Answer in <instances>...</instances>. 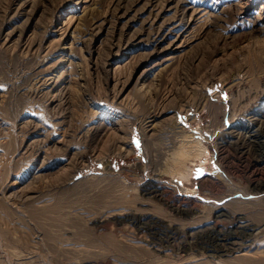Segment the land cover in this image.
Here are the masks:
<instances>
[{
	"label": "rangeland",
	"instance_id": "1",
	"mask_svg": "<svg viewBox=\"0 0 264 264\" xmlns=\"http://www.w3.org/2000/svg\"><path fill=\"white\" fill-rule=\"evenodd\" d=\"M0 85V264H264V0H0Z\"/></svg>",
	"mask_w": 264,
	"mask_h": 264
},
{
	"label": "bare ground",
	"instance_id": "2",
	"mask_svg": "<svg viewBox=\"0 0 264 264\" xmlns=\"http://www.w3.org/2000/svg\"><path fill=\"white\" fill-rule=\"evenodd\" d=\"M173 27V26H172ZM176 27V26H175ZM170 28V27H169ZM173 29V28H172ZM164 36V35H163ZM162 39V38H161ZM151 40V39H150ZM156 40V39H155ZM175 40V39H174ZM148 41V40H147ZM156 42V41H155ZM171 43V42H170ZM172 54V53H171ZM172 57V55H169V56H167V57H165L163 60L165 61V60H168L169 58H171ZM258 114V117H257V120H258V122L260 123V125H262V126H264V109L262 110V111H259V112H257ZM251 116V115H250ZM247 119V118H246ZM256 122V121H255ZM248 123V122H247ZM148 124V123H147ZM249 124V123H248ZM256 124V123H255ZM250 125V124H249ZM243 127V126H242ZM249 128V127H248ZM254 128V127H253ZM233 130V129H232ZM246 130V129H245ZM237 131V130H236ZM235 131V132H236ZM243 131V130H242ZM240 132V131H239ZM244 132V131H243ZM246 136H254V134L252 133V132H250V130H247V134H245ZM235 136V135H234ZM257 137V136H256ZM255 138V137H254ZM172 152H174L175 153V155H174V157H176L174 160H177V161H174L173 163H169L170 164V171H176L177 173H180V174H185L186 175V173L188 172L185 168H186V161H184V159H186L187 157L186 156H189L188 158H190V159H192V157H193V155H191L190 154V151L188 150V148L187 147H184V148H180V149H178L177 151L175 150V151H173L172 150ZM256 152V151H255ZM197 152H195V154H196ZM194 154V155H195ZM191 156V157H190ZM173 157V158H174ZM188 161V160H187ZM170 162H172V161H170ZM168 164V165H169ZM263 164V163H262ZM261 164V165H262ZM258 168V167H257ZM168 169V170H169ZM169 173V172H168ZM257 178V177H256ZM159 183V182H158ZM255 184V183H254ZM155 187H158V186H155ZM154 189V188H153ZM157 189V188H156ZM160 189V188H159ZM163 189V188H162ZM149 190H151V189H149ZM156 191V190H155ZM162 192V191H161ZM169 192V191H168ZM148 193H149V191H148ZM153 193V192H152ZM155 194V193H154ZM162 194V193H161ZM168 194V193H167ZM159 195H160V193H159ZM153 196V195H152ZM165 197H166V195H165ZM180 200V199H179ZM179 200H178V202H179ZM165 201V200H164ZM178 202H177V204L176 205H178ZM171 205H172V203H170ZM180 204V203H179ZM170 205V206H171ZM175 205V204H174ZM174 205H172V206H174ZM182 205V204H181ZM179 207V206H178ZM180 208H182V207H180ZM174 208H172V210H173ZM177 209V208H176ZM179 209V208H178ZM189 210V209H188ZM177 211V210H176ZM186 211V210H185ZM189 212H191V210L190 211H188V213ZM240 218V217H239ZM238 218V219H239ZM241 219V218H240ZM245 219V218H244ZM139 220V219H138ZM153 221V220H152ZM242 222V221H241ZM143 223V222H142ZM236 223V222H235ZM237 223H239V222H237ZM250 223L248 222V221H243V223H241L240 225L239 224H237L238 226H239V228L237 229L236 228V231L238 232V234L239 233H246V234H248V232H247V229L249 228V225ZM235 226V225H234ZM262 226V225H261ZM164 227V226H163ZM257 227V226H256ZM230 228V227H229ZM253 228V227H252ZM255 228V227H254ZM253 228V229H254ZM143 229V228H142ZM171 229V228H170ZM152 230V229H151ZM257 230V229H256ZM154 231V230H153ZM214 231H216V233H217V230H214ZM165 232V231H164ZM255 232H257V231H255ZM259 232V231H258ZM168 233V232H167ZM209 233V232H208ZM194 234H196V233H194ZM194 234H192V236L194 235ZM219 234V233H218ZM197 235H199V234H197ZM209 235V234H208ZM226 235V234H225ZM217 236V235H216ZM224 236V235H223ZM227 236V235H226ZM225 236V237H226ZM247 236V235H246ZM211 237V236H210ZM214 237V236H213ZM219 237V236H218ZM240 237V236H239ZM212 238V237H211ZM246 238V237H245ZM248 238V237H247ZM216 239V238H215ZM224 239V238H223ZM240 239V238H239ZM241 239H242V237H241ZM244 239V238H243ZM218 240V239H217ZM228 240H230V239H228ZM235 240V239H234ZM233 240V241H234ZM199 241V240H198ZM221 241V240H220ZM232 241V240H231ZM236 241V240H235ZM202 242V241H201ZM228 242H230V241H228ZM214 244H215V242H213ZM217 243H218V241H217ZM216 243V244H217ZM235 243V242H234ZM242 243V242H241ZM245 243V242H244ZM200 244V243H199ZM216 244H215V246H216ZM243 244V243H242ZM206 245V244H205ZM211 245H213V244H211ZM225 245V244H224ZM232 245H233V243H232ZM214 246V245H213ZM238 246V245H237ZM241 246V245H240ZM243 246V245H242ZM204 247H207V245L206 246H204ZM221 247V246H220ZM231 247H233V246H231ZM230 247V248H231ZM208 248V247H207ZM226 248V247H225ZM236 248V247H235ZM238 248V247H237ZM203 249H205V248H203ZM214 249V248H213ZM234 249V248H233ZM206 250V249H205ZM236 250V249H235ZM207 251V250H206ZM210 251H212V250H210ZM218 251V250H217ZM225 251V250H224ZM231 251H232V249H231ZM227 252V251H226ZM208 253V252H207ZM220 253V252H219ZM228 253V252H227Z\"/></svg>",
	"mask_w": 264,
	"mask_h": 264
},
{
	"label": "snow or ice",
	"instance_id": "3",
	"mask_svg": "<svg viewBox=\"0 0 264 264\" xmlns=\"http://www.w3.org/2000/svg\"><path fill=\"white\" fill-rule=\"evenodd\" d=\"M3 87V85H0V88H2ZM136 142V144H137V146H138V141H135ZM204 174V172H203V169H197L196 170V175H195V179H199L202 175Z\"/></svg>",
	"mask_w": 264,
	"mask_h": 264
}]
</instances>
